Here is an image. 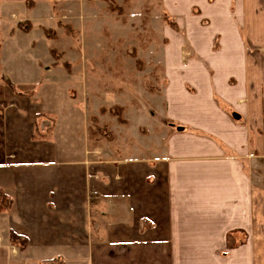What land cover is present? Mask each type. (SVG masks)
I'll return each instance as SVG.
<instances>
[{
  "label": "crops",
  "instance_id": "obj_1",
  "mask_svg": "<svg viewBox=\"0 0 264 264\" xmlns=\"http://www.w3.org/2000/svg\"><path fill=\"white\" fill-rule=\"evenodd\" d=\"M26 1L0 0V264H264V1L229 18L232 0H196L215 27L179 62V127L161 153L112 158L52 72L49 0L40 20Z\"/></svg>",
  "mask_w": 264,
  "mask_h": 264
},
{
  "label": "rangeland",
  "instance_id": "obj_2",
  "mask_svg": "<svg viewBox=\"0 0 264 264\" xmlns=\"http://www.w3.org/2000/svg\"><path fill=\"white\" fill-rule=\"evenodd\" d=\"M199 2L49 0L52 25L43 29L50 39L45 45L51 46L52 72L67 78L71 97L87 112L90 150H103L111 158L161 153L168 130L179 127L177 106L171 103L183 85L179 62L198 56L192 40L201 41L200 26L211 32L215 27ZM240 2L231 1L229 18ZM207 3L215 7L216 0ZM36 6L37 1H26L31 18L40 20L39 12L48 14V7ZM20 28L30 31L20 36L24 46L44 42L41 29L32 31V21H23ZM183 37L191 44L184 52L178 48ZM0 203V208L8 206L5 197Z\"/></svg>",
  "mask_w": 264,
  "mask_h": 264
},
{
  "label": "trees",
  "instance_id": "obj_3",
  "mask_svg": "<svg viewBox=\"0 0 264 264\" xmlns=\"http://www.w3.org/2000/svg\"><path fill=\"white\" fill-rule=\"evenodd\" d=\"M0 206H1V203H0ZM12 239H13L14 241H16V240H18L19 238H18V236H17L16 234H13V235H12ZM55 261H59V259L52 260V261H44V262H42V263H40V264H53V262H55ZM60 264H63V263L61 262Z\"/></svg>",
  "mask_w": 264,
  "mask_h": 264
}]
</instances>
